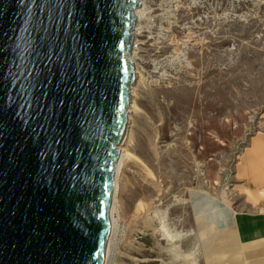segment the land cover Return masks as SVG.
Masks as SVG:
<instances>
[{
	"label": "rangeland",
	"instance_id": "374dc122",
	"mask_svg": "<svg viewBox=\"0 0 264 264\" xmlns=\"http://www.w3.org/2000/svg\"><path fill=\"white\" fill-rule=\"evenodd\" d=\"M144 7L109 264H221L264 236V0Z\"/></svg>",
	"mask_w": 264,
	"mask_h": 264
},
{
	"label": "water",
	"instance_id": "95a60500",
	"mask_svg": "<svg viewBox=\"0 0 264 264\" xmlns=\"http://www.w3.org/2000/svg\"><path fill=\"white\" fill-rule=\"evenodd\" d=\"M137 0H0V264H103Z\"/></svg>",
	"mask_w": 264,
	"mask_h": 264
},
{
	"label": "bare ground",
	"instance_id": "6f19581e",
	"mask_svg": "<svg viewBox=\"0 0 264 264\" xmlns=\"http://www.w3.org/2000/svg\"><path fill=\"white\" fill-rule=\"evenodd\" d=\"M137 1L140 4V7L136 8L135 11H134L135 24H134V28H133L134 30H132L133 43H132L131 53L128 56V59L133 64L135 62L136 55L138 54L139 51H141V47L140 46L143 45V43L141 44L139 39H138V38H141L140 36L142 35V30H141L142 28H141L140 25L144 21H146L147 17L149 16V12L144 7L145 0H137ZM157 65H160V67H162L163 63L160 62ZM134 76L136 78L137 73L134 72ZM137 78H138V76H137ZM139 83H141V82H139ZM136 86L137 85L134 83L133 85H131V88H130V103H129V108H127V113H128L127 114V126H128V122L131 120V115H136V113L138 112V107H137V104L135 102L136 90H137ZM132 140H133L132 139V133L130 132L129 128H126V132H125L123 143H122V145L118 146V149L120 150V153H119V156H118V159H117L116 167H115V170H114V177H113V181H114L113 182V196H112L111 209H110L111 225H110V229H109L108 243H107L106 254H105V259H104V263L103 264H109L110 260L113 259L112 256H113V254L115 252V251L113 252L112 244H113L114 234H115V229H116V221H115V218H114V214H115V203H116V200H117L116 199L117 188H118L117 187V184H118L117 183V179H118V176L121 175V172L123 170V167H124L126 161L128 159H130L131 156H132L131 153L129 152Z\"/></svg>",
	"mask_w": 264,
	"mask_h": 264
},
{
	"label": "crops",
	"instance_id": "0c3cea01",
	"mask_svg": "<svg viewBox=\"0 0 264 264\" xmlns=\"http://www.w3.org/2000/svg\"><path fill=\"white\" fill-rule=\"evenodd\" d=\"M204 219L205 217L198 221L203 222ZM233 251L222 257L221 264H264V236L235 243Z\"/></svg>",
	"mask_w": 264,
	"mask_h": 264
}]
</instances>
